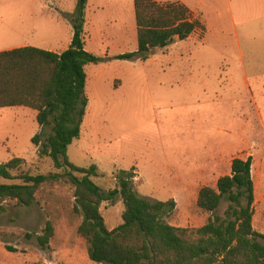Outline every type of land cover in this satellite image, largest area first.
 <instances>
[{
	"label": "rangeland",
	"instance_id": "374dc122",
	"mask_svg": "<svg viewBox=\"0 0 264 264\" xmlns=\"http://www.w3.org/2000/svg\"><path fill=\"white\" fill-rule=\"evenodd\" d=\"M76 2L0 0V22L7 25V41L15 38L18 43H30L33 33L29 26L34 19H45L57 9L73 12ZM206 2L209 3L203 7L208 14V33L206 28L164 51L180 55L192 64L191 70L184 72L183 84L175 91L145 81L150 72L139 61L111 59L113 67L105 70L104 76L97 69L95 81L94 68L100 66L86 67L89 113L81 125L80 138L68 147V157L80 167L99 164L101 172L97 169L98 177L93 180L107 192L116 187L118 172L129 171L131 166L140 165L146 174L158 173L155 176L161 180L146 181V186L152 183L154 187L168 182L170 172L183 171L196 155L206 158L208 147L226 153L242 149L239 153L252 158L256 198L252 225L264 234V159L258 160L260 154L264 156V5L259 8L261 15L256 16V10L248 5L247 12L242 17L234 14L232 21L226 0ZM190 7L202 20L201 9ZM245 17L253 26L247 34V22L240 26V19ZM132 23V0H91L83 26L86 48L98 57L104 52L108 56L130 52L132 35L136 45V27ZM14 26L17 36L10 31ZM2 45L0 49L8 46ZM155 53L160 57V51ZM167 77L170 78H162ZM29 110L0 109V159H9V149L16 143L15 155L25 157L24 171L31 175L57 173L50 159L40 157L31 142L39 128L36 119L27 113ZM44 134H49V130ZM228 172L227 163L222 164L220 172L192 182V190L185 196L180 187L177 197H171L166 190L143 187L144 181L134 179L133 186L140 197L151 202L173 200L175 208L169 223L195 230L210 216L197 209L199 187H215L217 179ZM74 204L73 188L63 182L43 185L31 207L18 206L12 200L0 201V264H95L88 258L85 240L77 233L81 218L74 212ZM227 205L224 199L215 215L224 217ZM123 210L119 196L101 205L109 230L121 224ZM46 221L53 224L55 235L44 250L36 237L41 235Z\"/></svg>",
	"mask_w": 264,
	"mask_h": 264
},
{
	"label": "trees",
	"instance_id": "16d2710c",
	"mask_svg": "<svg viewBox=\"0 0 264 264\" xmlns=\"http://www.w3.org/2000/svg\"><path fill=\"white\" fill-rule=\"evenodd\" d=\"M87 1L77 0L73 14L67 16L73 35L70 47L61 54L31 46L0 52V108L36 111L40 130L31 142L38 155L50 159L58 171L31 175L23 170L22 158L0 162V201L31 207L43 185L69 184L74 212L81 218L77 233L85 240L88 258L95 264H264V235L252 226L255 197L250 157L234 158L230 175L220 177L215 187L199 189L197 209L210 216L195 230L169 223L173 200L151 202L138 195L133 186L134 168L119 171L116 187L104 192L93 180L98 177L94 164L80 167L70 162L68 147L80 137L88 104L86 66L106 61L85 50ZM133 6L137 49L113 59L145 62L152 50L204 31L183 4L133 0ZM116 196L124 206L122 222L109 230L100 207ZM224 199L227 209L224 217H219L215 212ZM54 235L53 224L46 221L36 237L40 248L48 249Z\"/></svg>",
	"mask_w": 264,
	"mask_h": 264
},
{
	"label": "crops",
	"instance_id": "0c3cea01",
	"mask_svg": "<svg viewBox=\"0 0 264 264\" xmlns=\"http://www.w3.org/2000/svg\"><path fill=\"white\" fill-rule=\"evenodd\" d=\"M90 1L91 0L87 1L86 8H88ZM155 1L159 2L160 4H167V3H172V2L183 4L186 7H188L190 12L194 16V18L197 19L201 23V25L204 27L203 32H205V29L208 27V25H207L208 14H206L207 10L205 7H203L209 3V2H206V0H197V1L196 0H165L162 2H160V0H155ZM53 2L55 3V1H53ZM226 2L228 4L227 6H228L229 14L232 18V21L234 19V16H233L234 14L240 15L242 17V14L244 12H247V6L248 5H251L252 8L256 10V12H255V14L257 13L256 16H258V14H259L260 6L264 5V0H226ZM132 5H133V0H132ZM190 6H196L198 9H201L202 20L196 15V13L193 11V8H191ZM73 12L57 9L55 13L48 15V17L45 19L44 18H38L37 20L34 19L33 22H31V24L29 26L30 31L33 33V36L31 38L32 41H29L30 43H25V42L18 43L19 40L17 41L15 38H10L7 41V39L5 37L7 25L0 22V28L2 29V39L0 38V45L1 44H3V45L8 44V46L0 49V52L12 50V49H17V48H21V47H25V46H31V47H35V48H38V49H41L44 51H49V52H52L55 54H61L62 52L67 50L71 44V39H72V35H73V28H72V24L70 23L67 16L73 14ZM133 14H134V6H133ZM259 15H261V14H259ZM246 18L247 17L240 19V26H243L244 22H247ZM241 23H242V25H241ZM132 25L133 26L135 25V27H136L135 18H134V24L132 23ZM18 27H19V29H21V26H18ZM252 27L253 26L250 27L249 22L245 23V27H244L245 31L244 32L247 34L249 31V28L252 29ZM16 28H17V26H14V28H10V31L15 33V36H17V34H18ZM206 31L208 33V28ZM198 32H201V31H196L194 34H196ZM122 33H124L126 35L127 39H130V37L127 36L126 31H124ZM236 35H237V32H236ZM131 38H132L131 41H133V43H132V49L130 52H134L137 49V30H136V45H134V35H132ZM186 40H184V41L174 40L173 43L179 44V43L185 42ZM16 41H17V43H15ZM84 43H85V41H84ZM172 44L168 45L167 47H165L163 49L157 48V49L152 50L151 51L152 54H151L150 58L145 62H141L139 60H132V61H139L143 64H146L150 73H148V75L145 76L146 77L145 81H147L149 83L154 81L156 84H158V86L161 89L165 88V90H166V88H168L171 91H175V89H174L175 87H180L183 84L182 80L184 78L183 77L184 72L186 70H191L192 64L187 60L184 61L182 59V56H180V55L172 56V55L166 54L164 51H167V48H169V46H171ZM203 44L204 43H202L201 45H203ZM193 48L195 50V48H197V46H195ZM85 50L88 51L86 46H85ZM194 50L192 51V53L194 52ZM156 51H160V57H158V54L155 53ZM88 52H90V51H88ZM125 53H129V52H125ZM122 54H124V53H122ZM119 55H121V54H119ZM115 56H118V55H115ZM115 56H108V53L104 52L103 56L100 58L106 59L107 62L96 64V65H99L100 67L94 68L96 70L93 72V76H92V79L94 81H95L96 77L98 76V75L96 77L94 76V73L97 72V74H98L97 69H100L102 72L101 73L102 76H104L105 70H107L109 67H113V64L111 63L113 60L111 61V59H113ZM123 62H125V61H123ZM115 64H118V61L115 62ZM85 71H86V69H85ZM186 74L190 75L189 72ZM164 75L169 76L170 78H168V77L165 79L162 78V77H164ZM86 76H87V74H86ZM114 78L119 79L118 77L117 78L114 77ZM178 79H179V81H177ZM86 81H87V79H86ZM120 86H121V84H120ZM180 89L181 88H178V91ZM86 98H87V96H86ZM87 100H88V98H87ZM88 102H89V100H88ZM87 106H88V104H87ZM5 108H17V107H5ZM5 108H0V109H5ZM23 108H26V107H23ZM27 109H29V108H27ZM88 109H89V107H86L85 116L89 113ZM27 113L36 119V114H37L36 111L30 109L29 112L27 111ZM82 123H83V121H82ZM16 125L17 124L15 123L14 127ZM38 128H39V126L37 124V129ZM39 130H40V128H39ZM80 135H81V132H80ZM15 144L16 143H14L12 145V148L9 149V153L11 154V157L9 159H0L1 163H5V162L9 161L13 157L25 159V157L15 155V153L18 151L16 149L17 146ZM0 149H2V148H0ZM241 150L236 151V152L226 153L225 151L218 152L214 146L208 147V153H207L206 158L200 159L196 155L192 164H190L188 166V163H187V166L185 167V169L183 171L182 170H176V172H170L169 173L170 177H169L168 182L158 183L154 187H153L154 184H152V183H148L146 186V181L150 180V182H151L153 180H161L160 177L155 176L158 173L148 172V174H146L143 167H141L140 165L131 166V168H134L135 180H139L141 182L144 181V184H142L143 187L146 186L150 190L152 188H154V189H157V191L166 190L168 192L167 196H171V197H177L176 190L178 189L177 187H180V189L182 191H184V196H185V194H187L188 191L192 190V188H191L192 182L204 180V179H206L207 175H213L216 172H220L221 171V165L224 163H227V171H229V172L226 174H222L220 177L230 175V173H231V161L234 158L240 157V158L246 159V158L250 157V156H245V155L239 153V152H241ZM232 154H234L233 157H232ZM261 159H264L263 154H260L258 157V160H261ZM251 160H252V158H251ZM94 165L100 171L99 164L96 163ZM181 169H183V168H181ZM147 175H149V176L151 175L153 177H149ZM251 175H252V180H253L252 167H251ZM201 187H199V189ZM199 189H198V191H199ZM198 191H197V194H198ZM197 194H196V198H197ZM254 197H255V192H254ZM255 202H256V200H255ZM208 217L209 216L206 217V221H207ZM110 230H112V228Z\"/></svg>",
	"mask_w": 264,
	"mask_h": 264
}]
</instances>
